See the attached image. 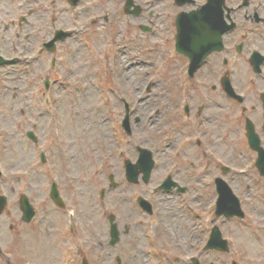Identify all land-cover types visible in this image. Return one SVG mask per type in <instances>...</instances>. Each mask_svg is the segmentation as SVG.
I'll list each match as a JSON object with an SVG mask.
<instances>
[{
	"label": "rangeland",
	"instance_id": "374dc122",
	"mask_svg": "<svg viewBox=\"0 0 264 264\" xmlns=\"http://www.w3.org/2000/svg\"><path fill=\"white\" fill-rule=\"evenodd\" d=\"M135 1L156 17L124 15L125 0H81L76 8L67 0H0V53L22 60L14 67L0 68V195H7V210L16 216L15 221L7 214L0 219V242L11 259L2 258L0 264H23L16 252H27L39 264H71L72 242L87 236L95 247L109 236V214L118 217L120 230L130 226L124 242L132 235L145 241L159 220L156 237L163 241L164 256L172 258L170 264H189L185 261L197 253L202 264H264V178L254 166L258 155L249 150L245 131L248 117L264 146L260 102L264 78L248 65L246 50L242 55L231 50L228 55L236 66L234 87L246 102L240 105L226 97L220 85L224 68H220V78L214 75L202 87L197 78L187 76L185 61L173 49L175 30L168 18L180 9L170 0L154 6L151 0ZM243 15L244 10L237 13L238 22H243ZM141 24L153 32H142ZM247 26L253 34L262 33L256 26ZM60 29L70 31L72 37L58 44L54 54L45 52L43 43ZM27 34L30 37L25 40ZM252 43L256 42L251 41L249 51ZM228 44L233 49L234 44ZM218 56L222 63V55ZM46 79L55 85L49 94H44ZM122 99L132 108L135 104L134 116L142 119L140 125L131 120V137L120 127ZM188 104L189 119L184 110ZM53 120H59L64 139L44 138L53 131ZM28 131L35 132L37 144L27 138ZM200 139L208 153L200 147ZM137 146L152 150L155 156L147 185L142 181L131 185L125 178L124 161L136 163ZM41 153L46 155V164L41 163ZM223 165L231 168L225 176ZM167 175L186 187L187 194L155 192ZM218 176L241 200L244 219L215 217L214 180ZM110 177L117 188L110 187ZM53 182L66 190L61 188L65 210L51 201ZM103 190L106 195L101 199ZM22 194L38 210L28 225L21 220ZM139 197L152 203L153 217L140 210ZM73 209L78 211L77 218L84 219L87 233L81 224L71 240L67 227ZM39 222L43 229L33 234ZM213 225L228 239L229 253L202 250ZM132 256L124 262L148 264ZM90 263L112 264L101 256ZM74 264H81V259Z\"/></svg>",
	"mask_w": 264,
	"mask_h": 264
},
{
	"label": "water",
	"instance_id": "95a60500",
	"mask_svg": "<svg viewBox=\"0 0 264 264\" xmlns=\"http://www.w3.org/2000/svg\"><path fill=\"white\" fill-rule=\"evenodd\" d=\"M78 1L79 0H69V2L72 5H76ZM210 2L212 4V0H210ZM214 3L216 4V6L218 5L222 6L223 0H215ZM211 11L212 9L209 7L206 9L205 15H200L203 12L197 13L195 19L199 21L195 23L196 25L200 24L201 26V27L198 26L199 30L197 32L189 33V31L192 29V25L190 21H187L183 28L184 32L180 33V38L186 37L187 39L188 37L191 36V39H192L191 41L187 42V44H185V45L190 46L191 49L188 50L186 53L184 52L185 54L190 55L191 57V62H192L191 73H194L196 71L200 62L211 52V51H207L206 53L202 54V51L199 50V47H205L208 42H212L214 44L220 42L222 34L227 29H229V26H226V25L224 26V23L222 21V16H223L222 10L219 9V12H218V9L215 12H211ZM214 15H215V24L211 28L207 21L208 20L210 21V17H213ZM207 24L210 28L209 31H211V33L206 28ZM201 31H204V33H202ZM54 41L52 43H54ZM50 47H52V44H50ZM48 49L51 50L52 48L51 49L48 48ZM209 49H217V47L214 48V46L212 45L211 48ZM179 53H183V52H179ZM5 63L7 62L4 61L2 58H0V65H3ZM225 89L227 93L229 94V96L234 97L232 90L228 86H226ZM126 127H127V130L129 131L128 122H126ZM247 132H248L247 136H248V140H249V144L251 148L259 153V158L257 161V168L259 169L260 174L264 176V149L261 147L260 138L255 133L254 126L250 121L247 122ZM30 137L33 138L32 134H30ZM140 152H141L140 160L136 166H133L130 163L127 164V179L130 182L137 183L139 174L142 172L144 174V177H143L144 182L148 183L150 180L152 169L154 167V162L152 160V154L146 150H140ZM0 176H1V173H0ZM217 185H218V193L220 196L218 203H217V212H216L217 216L219 217L221 215H224L227 218L238 216V217L243 218L244 214L241 211L239 201L233 195L232 191L220 179L217 181ZM170 187H171V184L168 182L163 188L169 189ZM52 191H53L52 192L53 200L57 204H61L60 199L58 198L55 185L53 186ZM5 203H6V199L0 198V214L3 211ZM140 203L145 209L150 211V206L144 200H140ZM21 204H22V209L25 214L24 220L26 222H29L33 216V209L29 205L28 200L25 197H23ZM116 233H117L116 226L113 225V236L114 235L116 236ZM206 249H217L220 251H228L227 243L222 240V235L218 228H215L213 230L212 237ZM84 264H87V263H84Z\"/></svg>",
	"mask_w": 264,
	"mask_h": 264
},
{
	"label": "flooded vegetation",
	"instance_id": "af4514ba",
	"mask_svg": "<svg viewBox=\"0 0 264 264\" xmlns=\"http://www.w3.org/2000/svg\"><path fill=\"white\" fill-rule=\"evenodd\" d=\"M159 1L160 0H154L153 4L151 6H154L155 4L161 3ZM178 1H182V0H178ZM194 1L196 2L195 6H200L205 2L202 0H194ZM238 1L239 0H233L232 5H230V7L233 8V10L230 12V19H231V21H233L236 24V29L234 30L233 33H231L227 37L226 44H227V42L228 43L231 42L235 46H238L241 44L242 50H243L242 53H244V51L246 50L247 55H249L251 50L249 51L248 48L250 47L251 41L254 40L256 43H252V46L250 49L257 46L256 44H258L260 47H258V46L257 47L260 50H262L264 53V7H262V6H264V2H262V0H260L259 2H257V0H254V1L253 0H245V1H243V3L241 2L238 5L237 4ZM252 1H253V3H252ZM169 3L170 4L173 3V5L179 4V3H177V0H170ZM167 8L165 9V16L166 15L168 16ZM182 8L183 9L181 11H184V12L191 10V8L188 5H184ZM242 10H244V15H243L244 20H243V22L242 21L238 22L237 21V19H238L237 13L241 12ZM145 13H147L150 18L156 17V14L154 12H152V10H150V9L148 10L146 8H143L141 17L144 18ZM160 15L162 16L161 11H160ZM172 16H173V14L171 16H169V18H168L171 21L173 20ZM157 19H160V18H157ZM248 24H250L251 26H256V30H260V31H262V33H260L259 35L253 34L252 29L247 28ZM255 36H256V38L254 39ZM215 58L218 59V61H216V64L213 63V60ZM249 62H251L250 59H249ZM220 68H224L225 73H226L231 68L235 69L236 66H235V64H230V62H228L226 60L223 61V65H221L220 58H219L218 54H214L207 60L206 64L199 71L200 83L202 85L209 84L208 79H212L214 75L216 77L220 78V75H221ZM122 247L125 248L124 250H122L123 253H126V250L133 249L135 251V255L139 256L142 254V246H140L139 243L137 245H134L133 247H130V246L126 247L125 244L123 243L121 245V248ZM107 249L109 250L110 248L107 247Z\"/></svg>",
	"mask_w": 264,
	"mask_h": 264
}]
</instances>
